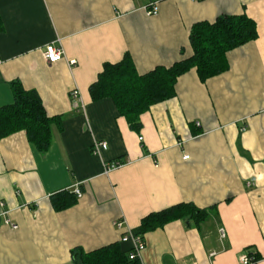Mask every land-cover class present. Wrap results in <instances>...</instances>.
<instances>
[{"label": "crops", "instance_id": "1", "mask_svg": "<svg viewBox=\"0 0 264 264\" xmlns=\"http://www.w3.org/2000/svg\"><path fill=\"white\" fill-rule=\"evenodd\" d=\"M147 4L0 0V106L12 104L17 81L54 120L45 153L24 131L0 140V264H74L72 249L112 243L128 252L115 222L134 230L180 203L216 211L199 226L179 220L146 233L140 260L126 264H240L245 251L264 264V0H159L156 16ZM242 14L255 22L256 40L229 51L220 75L179 77L175 97L140 116L138 134L110 99L91 100L103 64L128 54L140 75L168 68L192 54L194 23ZM58 40L65 58L49 64L44 49ZM93 141L107 149L93 155ZM113 161L127 163L105 175ZM75 186L76 204L54 211L49 198Z\"/></svg>", "mask_w": 264, "mask_h": 264}, {"label": "trees", "instance_id": "2", "mask_svg": "<svg viewBox=\"0 0 264 264\" xmlns=\"http://www.w3.org/2000/svg\"><path fill=\"white\" fill-rule=\"evenodd\" d=\"M256 38V24L245 14L221 15L213 22L194 23L189 31L192 52L189 57L179 59L168 68L155 67L140 75L131 57L125 54L117 63L103 64L101 72L88 88L90 98L93 102L110 99L118 114L124 117L128 129L138 134L142 128L140 116L152 106L174 98L179 77L195 70L200 82H205L224 73L227 70L226 54ZM11 87L12 104L0 106V140L24 131L28 142L38 152L45 153L52 143L54 120L47 116L35 91L25 90L17 81L12 82ZM49 200L53 210L61 212L74 206L77 197L62 191L53 194ZM215 211L216 205L200 209L193 204L180 203L143 217L133 233L143 236L179 220L199 226ZM249 254L255 262L260 259L258 254ZM70 257L74 264H126L129 261L128 252H122L118 243L90 252L74 248Z\"/></svg>", "mask_w": 264, "mask_h": 264}, {"label": "built area", "instance_id": "3", "mask_svg": "<svg viewBox=\"0 0 264 264\" xmlns=\"http://www.w3.org/2000/svg\"><path fill=\"white\" fill-rule=\"evenodd\" d=\"M192 2L195 1H200V0H190ZM159 3V0H148V4L144 7L145 14L147 16H156L158 13V8L157 5ZM64 51L63 48L60 44V41H57V44H49L45 47L44 52H43V57L45 61L49 64H54L59 62L60 60H63L64 57ZM67 65L69 67H73L76 64V61L71 59L67 60ZM72 97L77 98L78 97V92L73 91L72 92ZM198 125V124H197ZM138 141H142V137H138ZM107 149V144L105 142H98V141H93L92 146H91V153L95 156H98L102 151H105ZM184 159H188V156H185ZM127 162H120V161H113L110 162L103 167V173L105 175L109 174L111 171L116 170L117 168H120ZM73 194L76 195L77 198L81 197V192L79 191L78 187L75 186L73 188ZM5 224L11 227V229L16 230L17 226L13 225L8 219L5 220ZM114 226L117 229H124L125 231L120 239V242L122 243H130L131 244V249L128 251V259L130 261H139L140 260V252L144 248V242L142 239V236L140 235H135L133 233V230L126 228L124 225L123 221H117L114 223ZM218 234L220 240H223L226 237V232L224 228L220 227L218 229ZM254 254V253H252ZM215 253H211L210 257L214 256ZM239 263L240 264H255L256 262L254 261L252 255L249 254V251H245L242 254L239 255Z\"/></svg>", "mask_w": 264, "mask_h": 264}, {"label": "rangeland", "instance_id": "4", "mask_svg": "<svg viewBox=\"0 0 264 264\" xmlns=\"http://www.w3.org/2000/svg\"><path fill=\"white\" fill-rule=\"evenodd\" d=\"M223 228V227H222ZM218 233V232H217ZM218 237H219V234H218ZM226 238V237H225ZM225 238L223 240H225ZM220 239V238H219ZM223 240H220V241H223Z\"/></svg>", "mask_w": 264, "mask_h": 264}]
</instances>
